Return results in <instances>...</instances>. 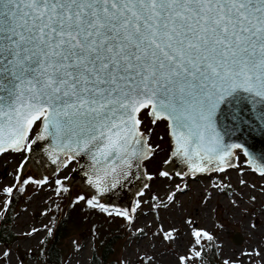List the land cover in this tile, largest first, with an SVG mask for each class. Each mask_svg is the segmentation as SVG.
I'll list each match as a JSON object with an SVG mask.
<instances>
[{"label": "snow or ice", "instance_id": "6c2138e0", "mask_svg": "<svg viewBox=\"0 0 264 264\" xmlns=\"http://www.w3.org/2000/svg\"><path fill=\"white\" fill-rule=\"evenodd\" d=\"M241 102L264 118V0H0V154L39 125L40 139L90 154L102 188L149 157L146 112L193 172H223L216 116Z\"/></svg>", "mask_w": 264, "mask_h": 264}, {"label": "rangeland", "instance_id": "374dc122", "mask_svg": "<svg viewBox=\"0 0 264 264\" xmlns=\"http://www.w3.org/2000/svg\"><path fill=\"white\" fill-rule=\"evenodd\" d=\"M141 118L142 129L155 152L145 162L150 182L135 198L133 216L115 245L117 264H206L201 258L204 240L201 238L197 243L193 235L197 230L216 240L221 261L264 264V175L246 164L247 157L241 150L236 151V166L223 172L180 177L171 170L166 176L161 175L173 149L168 123L152 124L146 112ZM38 129L39 125L33 136ZM26 155L25 149L0 155V219L12 198V192L8 193L7 189H20L12 209L13 231L18 239L10 246L0 244V264H43L36 254L50 234L55 236L73 196L83 191L79 183L74 184L71 201L68 194L56 223L57 181L64 182L77 162L67 156L61 170L47 176V182L39 185L32 164L20 175ZM86 195H92L91 191ZM81 221L74 218L70 226L72 233L60 240L62 264H91L96 240V235L93 238L91 235L105 233L103 226L89 228L86 221ZM236 234L242 238L239 243L234 240ZM32 252L34 255L30 256Z\"/></svg>", "mask_w": 264, "mask_h": 264}, {"label": "water", "instance_id": "95a60500", "mask_svg": "<svg viewBox=\"0 0 264 264\" xmlns=\"http://www.w3.org/2000/svg\"><path fill=\"white\" fill-rule=\"evenodd\" d=\"M216 129L220 133L222 146L232 152V155L228 157L229 163L224 165L225 170L236 166V151L241 150L247 157L246 164L261 174L259 168L264 167V118H262L260 105L241 102L236 105L222 106L216 116ZM41 131L39 126L34 136L33 132L29 135L25 145L27 155L22 162L24 167H20V175L32 164V173L37 175L40 185L47 176L57 174L66 164L67 156H69L72 161L77 162V166L70 176L64 179L69 184V202L74 184L79 183L85 193L88 190L91 191L95 201L104 200V206L125 211L130 213V217L133 216V202L138 195L144 192L150 182V176L145 169V162L153 156L155 148L149 142L147 135V144L151 148L149 157L147 159L143 157L134 159L131 167H126L115 180L109 176L101 188L92 183L96 179V165L90 154L85 151L76 153L65 150L59 147L57 141L50 136L40 139ZM172 143L171 155L163 166L166 173L175 170L180 177L188 174L195 177L198 175L206 176L217 171L215 170L217 165L214 161L211 164L205 162L208 171L193 172L190 164L183 156L175 155L173 140ZM28 144H31V150L28 149ZM237 144L240 147H234ZM183 167H186V170H183ZM234 240L239 243L242 238L236 234Z\"/></svg>", "mask_w": 264, "mask_h": 264}, {"label": "trees", "instance_id": "16d2710c", "mask_svg": "<svg viewBox=\"0 0 264 264\" xmlns=\"http://www.w3.org/2000/svg\"><path fill=\"white\" fill-rule=\"evenodd\" d=\"M68 184L62 182L58 186V209L56 214V223L61 214V208L64 203L67 202L68 197ZM20 189H14L12 191V198L9 202V206L5 211L4 215L0 219V244L10 246L14 244L18 237L13 231V220L14 214L12 212L13 204L15 202L17 193ZM84 197V199H80ZM89 201H94L92 196H87L84 191L79 192L78 195L73 196L71 201V206L67 212L65 218L60 221V225L57 228L55 236L50 234L48 238L44 241L42 248L39 250V255L43 264H62V247L60 246V240L66 237L69 233L71 234L73 228H70L72 223L77 218L79 221L84 220L87 223V227H99L103 226L105 233H95L91 235L93 238L96 235L95 244L92 250L91 264H117L118 260L114 257L118 255V251H115V245L117 242H120L122 236L127 230L128 223L130 221L128 217L124 215H117L116 212L119 211L123 213L124 211L117 210L114 208H108V212L102 211L99 207H92L89 204ZM99 204H102L101 201H96ZM103 205V204H102ZM111 213V215L109 214ZM69 223V225H68ZM82 223V221H81ZM117 224V225H116ZM116 225V226H115ZM204 242L202 244L201 258L205 261L206 264H225L221 261L219 256L218 247L216 245V240L213 238L208 240L204 237H201ZM34 252L30 256L34 255Z\"/></svg>", "mask_w": 264, "mask_h": 264}, {"label": "bare ground", "instance_id": "6f19581e", "mask_svg": "<svg viewBox=\"0 0 264 264\" xmlns=\"http://www.w3.org/2000/svg\"><path fill=\"white\" fill-rule=\"evenodd\" d=\"M145 190H146V189H145ZM145 190H144V191H145ZM138 196H140V195H138ZM138 196H137V197H138Z\"/></svg>", "mask_w": 264, "mask_h": 264}]
</instances>
